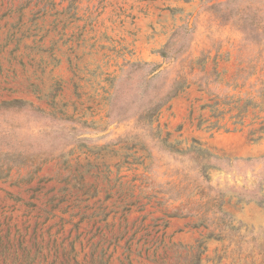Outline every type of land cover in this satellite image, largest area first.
<instances>
[{"label":"rangeland","instance_id":"rangeland-1","mask_svg":"<svg viewBox=\"0 0 264 264\" xmlns=\"http://www.w3.org/2000/svg\"><path fill=\"white\" fill-rule=\"evenodd\" d=\"M263 118L264 0H0V264H264Z\"/></svg>","mask_w":264,"mask_h":264},{"label":"trees","instance_id":"trees-1","mask_svg":"<svg viewBox=\"0 0 264 264\" xmlns=\"http://www.w3.org/2000/svg\"><path fill=\"white\" fill-rule=\"evenodd\" d=\"M211 108H212V106H211ZM221 115H222V113L218 111L217 117H219V116L221 117ZM220 127L221 126H219L218 122H214L210 126V128H216V129H219ZM222 127H224V126H222ZM226 130H228V129H226ZM255 134H258V135L255 137ZM249 135L252 137L253 140H259V139H262L264 137V118L262 119L260 126L257 129L251 130Z\"/></svg>","mask_w":264,"mask_h":264}]
</instances>
